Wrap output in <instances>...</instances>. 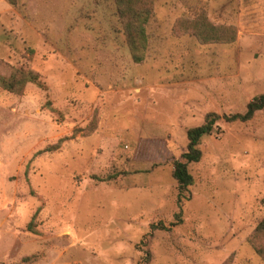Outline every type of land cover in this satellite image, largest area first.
Listing matches in <instances>:
<instances>
[{
    "label": "rangeland",
    "instance_id": "374dc122",
    "mask_svg": "<svg viewBox=\"0 0 264 264\" xmlns=\"http://www.w3.org/2000/svg\"><path fill=\"white\" fill-rule=\"evenodd\" d=\"M200 18L235 40L200 42ZM145 33L135 63L115 0H0V76L43 84L0 88V264H264V109L223 120L264 94V0H154Z\"/></svg>",
    "mask_w": 264,
    "mask_h": 264
},
{
    "label": "trees",
    "instance_id": "16d2710c",
    "mask_svg": "<svg viewBox=\"0 0 264 264\" xmlns=\"http://www.w3.org/2000/svg\"><path fill=\"white\" fill-rule=\"evenodd\" d=\"M12 2L13 0H8ZM119 17L122 21L128 46L135 63L144 59V50L147 45L145 26L151 16L154 0H115ZM202 43H232L235 40V31L232 28L213 27L205 19L200 18L188 28ZM26 84L43 87L38 75L32 71L14 69L8 78L0 76V88L13 94H21ZM264 109V94L254 97L246 106L243 114L223 116L226 122H246L252 119L256 112ZM218 116L207 114L202 125L191 128L186 132V151L181 160L173 161L172 178L177 184L178 202L192 186L193 179L188 171L190 164L198 163L201 159L199 150L200 140L212 133ZM113 178H109L110 181ZM152 228V227H151ZM248 244L255 254L264 263V219L256 226L248 238Z\"/></svg>",
    "mask_w": 264,
    "mask_h": 264
}]
</instances>
